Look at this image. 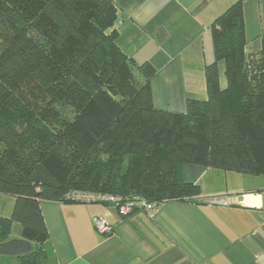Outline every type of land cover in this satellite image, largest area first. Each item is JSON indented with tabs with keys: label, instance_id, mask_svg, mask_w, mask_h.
Returning a JSON list of instances; mask_svg holds the SVG:
<instances>
[{
	"label": "trees",
	"instance_id": "1",
	"mask_svg": "<svg viewBox=\"0 0 264 264\" xmlns=\"http://www.w3.org/2000/svg\"><path fill=\"white\" fill-rule=\"evenodd\" d=\"M117 18L115 0H0V256L45 259L43 200L103 193L133 202L102 203L128 217L198 197L210 167L264 174V34L248 54L242 2L213 22L208 97L184 112L156 107V68L122 51Z\"/></svg>",
	"mask_w": 264,
	"mask_h": 264
},
{
	"label": "crops",
	"instance_id": "2",
	"mask_svg": "<svg viewBox=\"0 0 264 264\" xmlns=\"http://www.w3.org/2000/svg\"><path fill=\"white\" fill-rule=\"evenodd\" d=\"M243 4L246 52L263 49L264 0H115L118 44L137 63L156 68L151 79L160 109L184 112L188 98L207 99L206 67L215 61L213 22ZM220 86L226 65L218 62ZM201 195L167 200L153 217H122L102 203L43 200L49 231L39 264H264V174L210 167L200 176ZM12 198L2 200L8 215ZM107 216L113 233L94 224ZM0 264H21L0 256Z\"/></svg>",
	"mask_w": 264,
	"mask_h": 264
},
{
	"label": "built area",
	"instance_id": "3",
	"mask_svg": "<svg viewBox=\"0 0 264 264\" xmlns=\"http://www.w3.org/2000/svg\"><path fill=\"white\" fill-rule=\"evenodd\" d=\"M68 199L87 204L104 202L117 203L118 205L121 204L120 211L122 214H128L133 207V202H125L122 204L121 198L103 193L75 192L68 195ZM137 204L149 217H153L159 210L162 202L140 200ZM94 224L102 234H108L113 231V227L107 216L95 217Z\"/></svg>",
	"mask_w": 264,
	"mask_h": 264
}]
</instances>
